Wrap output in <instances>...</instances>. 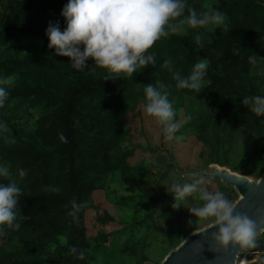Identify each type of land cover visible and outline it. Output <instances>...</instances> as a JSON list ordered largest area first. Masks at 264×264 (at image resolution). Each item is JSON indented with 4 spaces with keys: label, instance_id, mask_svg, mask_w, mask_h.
Instances as JSON below:
<instances>
[{
    "label": "trees",
    "instance_id": "16d2710c",
    "mask_svg": "<svg viewBox=\"0 0 264 264\" xmlns=\"http://www.w3.org/2000/svg\"><path fill=\"white\" fill-rule=\"evenodd\" d=\"M66 2L0 0V77L11 80L0 106V163L12 174L0 182L15 179L21 189L14 221L19 226H5L0 234V264H96L94 255L105 249L110 233L88 236L84 211L92 207L91 194L104 180L135 173L128 162L133 149L122 144L124 117L144 104L147 83L163 84L175 115L184 113L178 132L202 143L204 165L229 166L256 178L264 172V117L240 104L244 96L264 95V0H186L185 15L189 7L198 13L211 7L224 15L223 24L186 27L184 33L160 37L146 53L154 55L155 63L138 67L132 77L91 59L75 70L68 57L47 46L45 28L58 21L63 30L60 11ZM250 56L261 61L262 73L252 71ZM201 58L208 66L200 92L176 88L163 61L186 75ZM240 129L248 150L231 158ZM221 192L228 200L232 196L231 188L221 186ZM73 201L85 206L78 210ZM154 210L130 224L122 249L136 241L139 247L137 232L155 228ZM104 219L111 218L106 214ZM184 234L172 238L167 249ZM251 250L264 251V235ZM80 251L83 259L77 258Z\"/></svg>",
    "mask_w": 264,
    "mask_h": 264
},
{
    "label": "clouds",
    "instance_id": "9594fccd",
    "mask_svg": "<svg viewBox=\"0 0 264 264\" xmlns=\"http://www.w3.org/2000/svg\"><path fill=\"white\" fill-rule=\"evenodd\" d=\"M186 0H67L62 6L60 15L64 18L63 30L59 22H49L45 28L47 46L57 55L69 58L71 67L82 70L89 59L96 65L114 73H125L132 77L137 68L155 63L154 55L146 54L147 50L160 37L171 33H184L187 28L218 27L224 22V15L215 8L197 12L187 9ZM167 26V31L165 30ZM250 63H255L252 56ZM163 66L172 73V79L178 89L200 92L208 61L199 59L192 65L186 75L175 71L171 61L165 59ZM11 80L0 77V106H3L8 91L4 85ZM163 84L154 86L151 83L144 87L145 114L153 117L160 126L165 140L183 139L176 135L180 123L174 120V109L168 99V93L162 91ZM240 104L250 109L256 116L264 117V95H248L240 99ZM182 123V122H181ZM264 123V120H262ZM4 125L0 123V129ZM59 139L66 142L63 134ZM9 167L0 163V178L11 177ZM19 177L25 175L23 169L18 170ZM191 182H172L169 192L177 201L198 192L203 177L197 172L188 174ZM21 192L15 179L7 183L0 182V234L4 228H15L18 214V198ZM202 203L189 211L198 217H214L217 231L215 240L222 246L235 244L242 248L256 246V224L248 216L234 211V206L222 192L199 191ZM83 203V202H82ZM72 206L81 210L83 207L74 201ZM75 251V248H71ZM84 252L77 254L84 258Z\"/></svg>",
    "mask_w": 264,
    "mask_h": 264
},
{
    "label": "rangeland",
    "instance_id": "374dc122",
    "mask_svg": "<svg viewBox=\"0 0 264 264\" xmlns=\"http://www.w3.org/2000/svg\"><path fill=\"white\" fill-rule=\"evenodd\" d=\"M252 71L262 73L263 66L260 60H256ZM142 103L127 112L124 117L126 134L122 139L124 147L133 149L128 158L129 164L135 172L129 178L106 179L103 185L93 190L91 199L92 207L84 211V223L88 236L108 234L105 249L99 255H94L96 264H161L164 256L175 246L167 249V243L181 232H186L182 239L191 231L200 229L215 221L214 217L194 216L189 209L202 203L198 199L199 191L221 192V186L231 188L232 196L229 202L233 204L238 194L233 187L222 181L202 176L203 182L198 186L199 191L177 201L169 192L172 182L187 181L186 176L191 172L210 170L214 165L202 163L205 154H200L202 143L193 134L177 132L183 139L165 140L160 126L155 119L143 110ZM184 119V113L178 111L174 120L180 123ZM247 138L243 130H239L234 145L229 150L231 158L238 157L247 152ZM226 169L238 174H246L242 171ZM143 172H146L143 174ZM251 179H258L246 174ZM107 191L111 192L107 196ZM155 228L137 232L142 237L139 247L134 242L130 249L124 250L122 246L131 235L130 224L143 218L149 210L152 212ZM111 219H104L105 215ZM186 229L191 230L190 232ZM264 235L259 233L255 239ZM135 239V238H134ZM136 252L131 253L132 248ZM244 260V261H242ZM237 264H264V251L254 252L249 248L243 251L237 260Z\"/></svg>",
    "mask_w": 264,
    "mask_h": 264
},
{
    "label": "water",
    "instance_id": "95a60500",
    "mask_svg": "<svg viewBox=\"0 0 264 264\" xmlns=\"http://www.w3.org/2000/svg\"><path fill=\"white\" fill-rule=\"evenodd\" d=\"M199 174L216 178L233 187L238 194L232 204L234 211L255 222L256 236L264 231V172L254 180L246 174L214 165ZM216 231L215 221L191 231L164 256L161 264H237L242 252L249 248L235 244L220 245L214 238Z\"/></svg>",
    "mask_w": 264,
    "mask_h": 264
},
{
    "label": "bare ground",
    "instance_id": "6f19581e",
    "mask_svg": "<svg viewBox=\"0 0 264 264\" xmlns=\"http://www.w3.org/2000/svg\"><path fill=\"white\" fill-rule=\"evenodd\" d=\"M242 261H244V260H242Z\"/></svg>",
    "mask_w": 264,
    "mask_h": 264
}]
</instances>
